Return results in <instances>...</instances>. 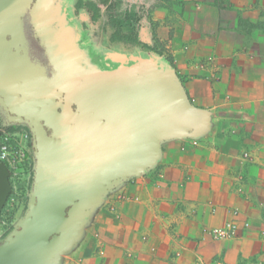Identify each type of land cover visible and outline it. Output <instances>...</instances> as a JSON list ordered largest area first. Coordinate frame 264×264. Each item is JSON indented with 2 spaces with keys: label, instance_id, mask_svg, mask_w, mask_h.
Here are the masks:
<instances>
[{
  "label": "crops",
  "instance_id": "obj_1",
  "mask_svg": "<svg viewBox=\"0 0 264 264\" xmlns=\"http://www.w3.org/2000/svg\"><path fill=\"white\" fill-rule=\"evenodd\" d=\"M109 4L118 26L141 6L143 62L175 72L210 130L165 143L156 168L106 198L62 264H264V0ZM230 220L233 240L204 232Z\"/></svg>",
  "mask_w": 264,
  "mask_h": 264
},
{
  "label": "water",
  "instance_id": "obj_2",
  "mask_svg": "<svg viewBox=\"0 0 264 264\" xmlns=\"http://www.w3.org/2000/svg\"><path fill=\"white\" fill-rule=\"evenodd\" d=\"M63 1L0 0V117L29 130L33 162L0 264H62L106 198L156 168L165 143L210 130L172 69L101 65ZM9 177L0 162V215Z\"/></svg>",
  "mask_w": 264,
  "mask_h": 264
},
{
  "label": "rangeland",
  "instance_id": "obj_3",
  "mask_svg": "<svg viewBox=\"0 0 264 264\" xmlns=\"http://www.w3.org/2000/svg\"><path fill=\"white\" fill-rule=\"evenodd\" d=\"M101 0H64L63 6L70 18V20L81 28L85 36V42L88 44L94 55L97 57L101 65H109L110 67H117L124 65L125 67L133 69L136 73L143 76V71L150 74L151 77H156L163 70L161 60L151 54L148 59L143 62V9L139 4L136 9H128L122 11V16H127L128 19L120 21L121 27L125 32L128 29V24L133 22L137 27V33L132 38L133 44L136 45L134 52L125 49V45L120 43L110 44L105 37L102 25L105 20L100 17L99 21L95 23L91 20V15L87 12V8L91 3L99 4ZM109 4V0L107 2ZM100 14L105 6L99 5ZM135 21V22H134ZM109 22V21H108ZM145 34L151 41V35L148 30L144 28ZM119 34H116L114 39H121ZM124 40V39H123ZM126 50V51H124ZM125 55V56H124ZM157 56V55H156ZM13 127H7L3 131L6 133L13 131ZM11 184V193L6 200L0 215V239L6 235L14 222L22 215L27 202L28 192L30 188L31 177L27 172L19 171L17 174L9 178Z\"/></svg>",
  "mask_w": 264,
  "mask_h": 264
},
{
  "label": "built area",
  "instance_id": "obj_4",
  "mask_svg": "<svg viewBox=\"0 0 264 264\" xmlns=\"http://www.w3.org/2000/svg\"><path fill=\"white\" fill-rule=\"evenodd\" d=\"M0 162L5 165L11 178L24 169L28 175H32V150L31 135L29 130L22 126H14L13 131L4 132L0 136ZM234 216L237 213L233 214ZM248 227V223L243 225ZM239 227L235 220L228 221L223 227L205 229V233L213 241L224 242L239 236Z\"/></svg>",
  "mask_w": 264,
  "mask_h": 264
},
{
  "label": "trees",
  "instance_id": "obj_5",
  "mask_svg": "<svg viewBox=\"0 0 264 264\" xmlns=\"http://www.w3.org/2000/svg\"><path fill=\"white\" fill-rule=\"evenodd\" d=\"M107 2L108 0H101L99 4L97 5L94 3H91L88 6L87 12L91 15V20H93L95 23H97L100 20L99 19L100 17L102 18V20H105V22H103L104 24L102 25V29L104 30L105 37L107 38L110 44H112V42L115 41L114 37L116 34H119L120 37H122L121 39H117V40H122L120 42L125 43L124 40L128 42L132 41L133 36H135V34L137 33V27L135 26L133 22H130L128 24V29L125 32H123L124 29L121 26L115 25V23H113L112 19H113L114 7L113 5L108 4ZM99 5L105 6L101 14H100ZM123 19L127 20L128 17L125 16L123 17ZM70 23L73 26H75V28H77L78 33L81 36V43L83 46H85L86 44L85 36L82 33L81 28L78 27V25L74 24L72 21H70Z\"/></svg>",
  "mask_w": 264,
  "mask_h": 264
},
{
  "label": "flooded vegetation",
  "instance_id": "obj_6",
  "mask_svg": "<svg viewBox=\"0 0 264 264\" xmlns=\"http://www.w3.org/2000/svg\"><path fill=\"white\" fill-rule=\"evenodd\" d=\"M4 123H5V119L0 117V130H2V131L8 127V126H3ZM9 127H11V126H9Z\"/></svg>",
  "mask_w": 264,
  "mask_h": 264
}]
</instances>
